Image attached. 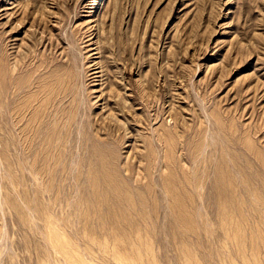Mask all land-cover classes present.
I'll return each instance as SVG.
<instances>
[{
	"label": "rangeland",
	"instance_id": "obj_1",
	"mask_svg": "<svg viewBox=\"0 0 264 264\" xmlns=\"http://www.w3.org/2000/svg\"><path fill=\"white\" fill-rule=\"evenodd\" d=\"M0 264H264V0H0Z\"/></svg>",
	"mask_w": 264,
	"mask_h": 264
},
{
	"label": "bare ground",
	"instance_id": "obj_2",
	"mask_svg": "<svg viewBox=\"0 0 264 264\" xmlns=\"http://www.w3.org/2000/svg\"><path fill=\"white\" fill-rule=\"evenodd\" d=\"M133 8V7H132ZM164 12V11H163ZM117 19V18H116ZM201 20V19H200ZM147 23V22H146ZM140 24V23H139ZM163 25V24H162ZM137 26V25H136ZM140 27V25L139 26H137V27H134L135 29H134V31H132V34L131 33H129V34H131V35H128V37H127V40L125 41V39L123 40V43L121 42V44H124V41H125V43H126V45H125V47H132V46H134V45H136V42L137 41H139L140 40V35H139V30L138 29H140L139 28ZM149 28V27H148ZM113 31H114V29H112ZM111 31V30H110ZM108 33V32H107ZM111 33V32H110ZM113 35L114 34H112V36L111 37H113ZM110 37V38H111ZM120 37V36H119ZM107 38H109V37H107ZM114 38V37H113ZM126 38V37H125ZM109 42V41H108ZM138 43V42H137ZM183 45V44H182ZM180 46V49L177 51V54H181L182 53V51H183V48H182V46H181V44L179 45ZM109 47V46H108ZM111 47V46H110ZM121 47V46H120ZM176 47H178V46H176ZM179 48V47H178ZM127 50V49H126ZM123 56V55H122Z\"/></svg>",
	"mask_w": 264,
	"mask_h": 264
}]
</instances>
